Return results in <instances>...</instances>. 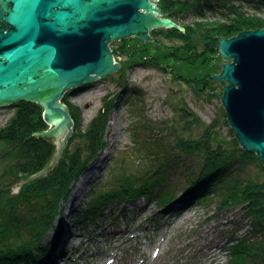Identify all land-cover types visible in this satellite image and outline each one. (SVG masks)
I'll list each match as a JSON object with an SVG mask.
<instances>
[{
    "label": "rangeland",
    "instance_id": "1",
    "mask_svg": "<svg viewBox=\"0 0 264 264\" xmlns=\"http://www.w3.org/2000/svg\"><path fill=\"white\" fill-rule=\"evenodd\" d=\"M259 15L264 18V13ZM192 21L191 18L185 20L186 23ZM168 29L172 28H155L163 30L155 38L151 30L150 40L133 36L111 42L109 48L121 69L71 92L69 100L81 109L84 129L104 102L115 100L118 103L110 118L108 144L73 183L70 195L62 203V213L54 218L53 226L44 236L43 245L49 253L39 264H49L48 258L55 254L56 244L64 239H69V243H64L65 248L56 257L55 264H228L230 251L227 249L233 242H227L245 235L250 229V219L244 217L241 207L219 213L215 203L204 205L190 201L191 192L188 191L193 189L190 182L202 165L203 157L198 153L174 152L172 148L180 138L201 137L210 124L221 137L231 139L233 129L222 101L227 84L211 76L221 74L224 69V65L216 64L232 61L222 57L218 45L214 56L207 53L197 64H191L187 60L190 53L183 50L186 48L181 35L168 38L164 36ZM178 30L185 32V28ZM177 46L182 49L176 50ZM120 47L128 53L117 54L115 50ZM204 77L213 81V88L202 91L201 85L191 84L193 80L200 84ZM125 85L127 90H124ZM15 110L14 107H0V128ZM188 113L197 116L200 123L191 118L188 121ZM79 138V133L75 136L74 132L69 139V142L74 140L72 148L82 145ZM146 141L155 150H159V143L170 147L168 166L152 159ZM141 144L146 149L144 153L138 151L142 149ZM8 148L1 143L0 172L15 163ZM108 148L111 155L105 167L91 179L77 210L68 217L72 206L70 196L78 182L89 175L87 173ZM51 165L52 161L47 167ZM243 168L246 175L264 180V172L258 165L252 163ZM125 177L138 187L145 182H155L156 194L164 188L173 191L177 200L161 208L157 195L131 202L119 196L120 199L100 207L97 212L91 209L94 197L124 186ZM66 219L67 228L63 224Z\"/></svg>",
    "mask_w": 264,
    "mask_h": 264
},
{
    "label": "trees",
    "instance_id": "2",
    "mask_svg": "<svg viewBox=\"0 0 264 264\" xmlns=\"http://www.w3.org/2000/svg\"><path fill=\"white\" fill-rule=\"evenodd\" d=\"M158 6L167 18L185 28L183 33L178 29H168L164 36L178 38L181 35L186 48L183 50L190 53L187 60L191 64H197L207 53L214 56L220 38L230 39L246 31L264 29V18L259 15L264 13V0H160ZM215 16L218 18L212 19ZM190 18L193 21L186 23L185 20ZM159 32L163 30L152 31V37L155 38ZM177 49L182 47L177 46ZM116 50L117 54L128 53L127 49ZM124 69L125 64L122 66ZM212 82L204 77L200 84L197 80L191 84L201 85L204 91L213 88ZM124 90H127L126 85ZM70 94L68 92L62 102L70 111L75 123V136L79 133L82 145L72 148L74 138L70 140L52 173L25 183L17 195L12 194L11 188L44 170L57 148L51 139L37 135L47 131L49 125L44 121L42 107L36 103H16L13 116L0 128V145L4 142L10 147L7 152L15 161L0 172V264H39L47 257L49 250L43 245L45 234L53 226L54 218L62 213V203L70 195L73 183L108 144L106 135L110 118L118 102H104L84 129L82 111L69 100ZM190 118L200 123L192 113L186 116L188 121ZM230 136V140L221 137L216 127L210 124L201 137L180 138L172 148L174 152L198 153L203 157L202 165L190 182L193 188L188 191L191 192V202L204 205L215 203L219 213L241 207L244 217L250 219V229L246 234L227 242H233L227 249L230 251L228 264H264V180L243 173V167L252 163L264 172V165L257 153L249 152L240 145L233 130ZM157 145L160 151L146 141L152 159L168 166L171 162L170 147L163 143ZM140 147L139 152H146L142 144ZM124 180L126 183L119 189L94 197L91 209L98 211L119 196L131 202L143 197L152 199L157 195L161 208L177 200L173 191H165L164 188L156 194L155 182H145L138 187L131 184L129 177Z\"/></svg>",
    "mask_w": 264,
    "mask_h": 264
},
{
    "label": "water",
    "instance_id": "3",
    "mask_svg": "<svg viewBox=\"0 0 264 264\" xmlns=\"http://www.w3.org/2000/svg\"><path fill=\"white\" fill-rule=\"evenodd\" d=\"M159 0H4L0 32V106L26 101L40 105L50 129L37 135L57 145L52 165L15 184L12 194L50 175L69 139L74 120L62 99L121 69L109 44L137 36L150 40L158 27L178 28L164 17ZM7 4H10L9 7ZM219 52L232 63L211 78L225 82L223 105L240 145L264 165V29L220 38Z\"/></svg>",
    "mask_w": 264,
    "mask_h": 264
},
{
    "label": "bare ground",
    "instance_id": "4",
    "mask_svg": "<svg viewBox=\"0 0 264 264\" xmlns=\"http://www.w3.org/2000/svg\"><path fill=\"white\" fill-rule=\"evenodd\" d=\"M160 1V0H159ZM158 5V4H157ZM70 91V90H69ZM66 95V94H65ZM64 95V96H65ZM64 98V97H63ZM63 100V99H62ZM21 102V101H19ZM18 103V102H17ZM16 104V103H14ZM13 104V105H14ZM2 107V106H0ZM13 116V115H12ZM112 143V142H111ZM111 155V150L108 148L104 154L99 158V161L96 162V165H94L90 171L87 173L89 174L87 177L83 178L80 182H78V186L76 187V189L74 190L73 192V195L70 196V203L69 204H72L71 206V213L68 215V217L71 216L72 213H74L76 210H77V206H79L81 200H82V196L84 195L85 191H86V188L87 186L89 185L91 179L94 177L95 174L99 173L100 170L105 167L107 161L109 160V157ZM64 227L67 228V225H68V221L67 219L64 220ZM66 225V226H65ZM64 243H69V239H64L62 241V243H58L56 244V247H55V253L53 256L51 255L49 258H48V263L49 264H55L56 262V257H59L61 254H62V251L63 249L65 248L64 246Z\"/></svg>",
    "mask_w": 264,
    "mask_h": 264
},
{
    "label": "flooded vegetation",
    "instance_id": "5",
    "mask_svg": "<svg viewBox=\"0 0 264 264\" xmlns=\"http://www.w3.org/2000/svg\"><path fill=\"white\" fill-rule=\"evenodd\" d=\"M3 2H4V0H0V32H7L8 30L11 29V26L4 20V12H3V9H2V3ZM7 5L9 7L11 6L10 4H7ZM72 91H74V90H70L68 92H72ZM14 105H6V106H2V107H14Z\"/></svg>",
    "mask_w": 264,
    "mask_h": 264
}]
</instances>
